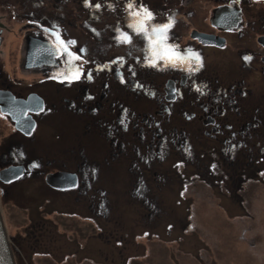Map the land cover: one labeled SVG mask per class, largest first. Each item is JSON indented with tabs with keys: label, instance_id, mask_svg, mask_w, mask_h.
<instances>
[{
	"label": "flooded vegetation",
	"instance_id": "obj_1",
	"mask_svg": "<svg viewBox=\"0 0 264 264\" xmlns=\"http://www.w3.org/2000/svg\"><path fill=\"white\" fill-rule=\"evenodd\" d=\"M72 1L0 0L2 200L31 187L42 220L99 230L122 197L264 172V0Z\"/></svg>",
	"mask_w": 264,
	"mask_h": 264
},
{
	"label": "rangeland",
	"instance_id": "obj_2",
	"mask_svg": "<svg viewBox=\"0 0 264 264\" xmlns=\"http://www.w3.org/2000/svg\"><path fill=\"white\" fill-rule=\"evenodd\" d=\"M73 1L72 17H80L81 0L75 5ZM80 24L77 19L76 30ZM16 36L14 30L9 33ZM171 183L167 190L157 191L156 207L129 205L122 197L104 214L99 230L62 213L63 207L42 220L37 206L45 192L27 187L20 193L14 188L7 201L0 197V209L16 263L264 264V172L247 178L240 191L194 177L181 198V182ZM118 184L121 195L124 185L120 180ZM35 226L40 228L33 238L29 235ZM33 245L51 252L34 253Z\"/></svg>",
	"mask_w": 264,
	"mask_h": 264
},
{
	"label": "water",
	"instance_id": "obj_3",
	"mask_svg": "<svg viewBox=\"0 0 264 264\" xmlns=\"http://www.w3.org/2000/svg\"><path fill=\"white\" fill-rule=\"evenodd\" d=\"M0 264H17L0 210Z\"/></svg>",
	"mask_w": 264,
	"mask_h": 264
},
{
	"label": "snow or ice",
	"instance_id": "obj_4",
	"mask_svg": "<svg viewBox=\"0 0 264 264\" xmlns=\"http://www.w3.org/2000/svg\"><path fill=\"white\" fill-rule=\"evenodd\" d=\"M97 7H99V5H97ZM130 7H131V5H130ZM144 13L146 14L147 18H149V19L152 18V15H153V14H152L147 8H144ZM130 26H131V27H135V26H133V25H130ZM170 26H171L170 24L159 26V28H158V32H160V33H166L167 29H168ZM138 30H139V31H143V28L141 27V28L138 29ZM122 38H123V40L130 42V38L127 37L126 35H124ZM176 59H182V57L177 56ZM173 62H174V61H173Z\"/></svg>",
	"mask_w": 264,
	"mask_h": 264
},
{
	"label": "bare ground",
	"instance_id": "obj_5",
	"mask_svg": "<svg viewBox=\"0 0 264 264\" xmlns=\"http://www.w3.org/2000/svg\"><path fill=\"white\" fill-rule=\"evenodd\" d=\"M0 210H1V209H0ZM2 217H3V216H2ZM3 224H4V220H3ZM4 227H6L5 224H4ZM7 235H8V234H7ZM8 237H9V236H8Z\"/></svg>",
	"mask_w": 264,
	"mask_h": 264
}]
</instances>
